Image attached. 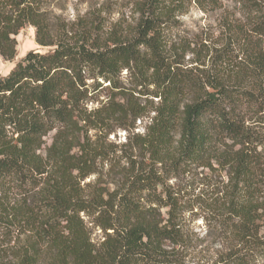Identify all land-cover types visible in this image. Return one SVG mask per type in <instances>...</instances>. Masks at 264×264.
I'll list each match as a JSON object with an SVG mask.
<instances>
[{"label":"trees","instance_id":"16d2710c","mask_svg":"<svg viewBox=\"0 0 264 264\" xmlns=\"http://www.w3.org/2000/svg\"><path fill=\"white\" fill-rule=\"evenodd\" d=\"M47 1L0 0L1 57L27 25L50 48L0 76V264H264V0H232L216 39L178 17L222 0H132L133 23L106 28L53 21ZM136 120L147 124L123 143L134 156L114 187L83 185L109 156L88 131ZM192 165L224 175L211 183L215 246L192 244L166 183Z\"/></svg>","mask_w":264,"mask_h":264},{"label":"rangeland","instance_id":"374dc122","mask_svg":"<svg viewBox=\"0 0 264 264\" xmlns=\"http://www.w3.org/2000/svg\"><path fill=\"white\" fill-rule=\"evenodd\" d=\"M132 0H48L45 9L51 12L50 17L53 21H64L71 23L80 16H94L101 21L106 28L110 23L122 15L124 19L133 23L137 14L132 10ZM221 8L204 13L197 6L191 5L189 10L178 17L181 27L185 31H191L192 34L204 35V31L209 35L213 34V39L217 37V31L222 19L226 16L233 17L237 9L232 0H222ZM16 38V55L14 59L7 60L0 56V76L7 75L15 64L28 52L40 51L46 52L49 47H41L35 41L34 27L27 25L19 31ZM126 70H123L121 77L124 80ZM90 82V80H88ZM108 82L104 83V85ZM110 94L109 89L101 91L99 101H105ZM98 106V102L89 104V108ZM147 124L146 120L135 121V127L130 130L116 128L107 137L95 130H89L88 134L92 140H100L109 149V156L106 159H98L96 172L90 175L83 185L89 183L90 186L98 185L104 188H113V181L120 179L125 164V155L133 154L131 150L124 146L123 143L133 133L144 131ZM49 141V140H48ZM123 156V157H120ZM224 179L223 173L210 171L194 165L187 169L171 174L166 178V183L174 188H179L181 192L182 205L179 211V221L185 235L189 237L192 244L197 247H203L211 244L215 246L217 231L215 230V220L217 213L211 207V203L217 195L216 189L211 185L212 182ZM90 187V188H91ZM165 209L161 210L165 215ZM84 221L91 231V240L99 242L102 240V232L96 227L91 218L83 216Z\"/></svg>","mask_w":264,"mask_h":264}]
</instances>
